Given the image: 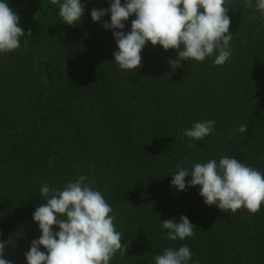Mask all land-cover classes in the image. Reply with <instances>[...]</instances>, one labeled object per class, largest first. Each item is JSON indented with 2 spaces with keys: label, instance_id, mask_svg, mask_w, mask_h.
Returning a JSON list of instances; mask_svg holds the SVG:
<instances>
[{
  "label": "trees",
  "instance_id": "obj_1",
  "mask_svg": "<svg viewBox=\"0 0 264 264\" xmlns=\"http://www.w3.org/2000/svg\"><path fill=\"white\" fill-rule=\"evenodd\" d=\"M81 3V21L68 26L51 0H9L18 26L32 36L0 55V240L10 241L4 258L26 264L24 254L41 235L32 214L44 202L42 183L62 190L83 175L110 204L122 246L130 245L110 264H155L165 248L183 245L189 264H264V204L255 214L243 207L227 213L205 205L199 186H171L180 167L191 171L223 156L264 173V13L255 0L251 8L227 0L233 37L225 64L207 58L172 69L177 51L149 42L135 73L114 63L116 43L103 27L110 16L91 19L109 0ZM207 120L215 126L203 141L183 136ZM242 124L246 132H236ZM181 216L194 235L171 241L161 221Z\"/></svg>",
  "mask_w": 264,
  "mask_h": 264
},
{
  "label": "clouds",
  "instance_id": "obj_2",
  "mask_svg": "<svg viewBox=\"0 0 264 264\" xmlns=\"http://www.w3.org/2000/svg\"><path fill=\"white\" fill-rule=\"evenodd\" d=\"M253 7V0H244ZM59 4V14L64 24H78L84 14L81 0H51ZM227 0H109L107 9H92L93 22H104V29L111 31L117 51L114 63L120 70L133 71L141 66V52L150 42L163 50H176L171 60L172 69L181 67V61L204 62L213 58L216 66L225 64L232 55L230 42L233 35L229 28ZM9 0H0V55L21 47V37L31 38L18 26L20 16L9 8ZM255 9L264 13V0H255ZM131 21V30L124 31L125 22ZM25 45L28 40H24ZM215 126L214 120L197 121L183 130L189 141H203ZM246 125L236 132L245 133ZM196 148V143H191ZM186 177L191 179L185 182ZM86 176L68 182L63 189L42 183L39 194L43 203L36 208L32 219L41 233L33 239L24 254L26 264H110L114 255L123 254L130 245L121 244L122 233L117 231L116 219L109 203L98 190L85 183ZM176 192L199 186V195L207 206L215 205L227 213H235L242 207L250 214L257 213L264 204V173L241 163L236 158L223 156L206 163H196L192 170L180 167L171 179ZM63 217V218H61ZM59 230L53 231V226ZM166 238L184 240L194 235V225L187 216L161 221ZM6 243L0 240V264H11L4 258ZM41 247L46 251H41ZM192 253L187 245L178 249L165 248L155 256V264H189ZM199 264V261H193Z\"/></svg>",
  "mask_w": 264,
  "mask_h": 264
}]
</instances>
